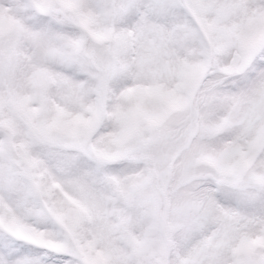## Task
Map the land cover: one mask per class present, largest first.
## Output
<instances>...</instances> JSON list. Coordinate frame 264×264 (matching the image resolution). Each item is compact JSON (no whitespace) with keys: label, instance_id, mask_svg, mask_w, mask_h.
Wrapping results in <instances>:
<instances>
[{"label":"snow or ice","instance_id":"6c2138e0","mask_svg":"<svg viewBox=\"0 0 264 264\" xmlns=\"http://www.w3.org/2000/svg\"><path fill=\"white\" fill-rule=\"evenodd\" d=\"M0 264H264V0H0Z\"/></svg>","mask_w":264,"mask_h":264}]
</instances>
